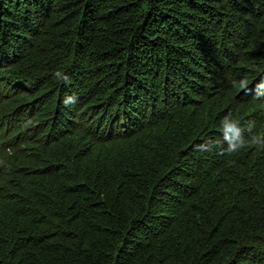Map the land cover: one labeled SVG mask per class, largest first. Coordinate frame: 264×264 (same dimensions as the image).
Listing matches in <instances>:
<instances>
[{
    "label": "trees",
    "instance_id": "trees-1",
    "mask_svg": "<svg viewBox=\"0 0 264 264\" xmlns=\"http://www.w3.org/2000/svg\"><path fill=\"white\" fill-rule=\"evenodd\" d=\"M225 117L264 137V0H0V264H264Z\"/></svg>",
    "mask_w": 264,
    "mask_h": 264
},
{
    "label": "clouds",
    "instance_id": "clouds-1",
    "mask_svg": "<svg viewBox=\"0 0 264 264\" xmlns=\"http://www.w3.org/2000/svg\"><path fill=\"white\" fill-rule=\"evenodd\" d=\"M58 77L61 75L60 73L56 74ZM67 80V77H64ZM239 86L241 88L247 87V83L245 80H241ZM67 104V100L64 101ZM254 127V122H249L248 130ZM221 131L224 135V140L228 145L226 151L231 154L233 152L239 151L241 148L245 147L248 142L252 145H259L260 148H264V137H260L257 135H253L250 137V141L246 142L242 135L241 131L238 127V121L231 119L230 117H225L221 122ZM194 150L197 151H211V146L209 142H204L202 144L195 145Z\"/></svg>",
    "mask_w": 264,
    "mask_h": 264
}]
</instances>
